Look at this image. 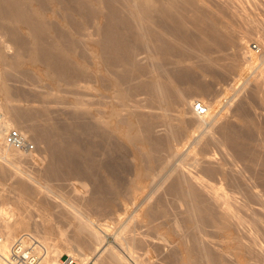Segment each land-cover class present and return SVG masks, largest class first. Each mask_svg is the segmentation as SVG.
<instances>
[{"label":"bare ground","instance_id":"bare-ground-1","mask_svg":"<svg viewBox=\"0 0 264 264\" xmlns=\"http://www.w3.org/2000/svg\"><path fill=\"white\" fill-rule=\"evenodd\" d=\"M245 3L264 8V0H0V27L11 35L6 39L7 31L0 32V156L11 164L25 156L43 161L36 149L6 143L5 133L14 126L43 145L48 159L32 173L7 169L0 161V178L15 177L9 187L0 181L4 192L5 187L15 192H8L14 197L3 192L14 199L13 207L0 204L3 253L18 233L34 230L50 248L53 263L68 254L79 264H158L151 248L158 246L160 252L164 243L175 241L172 253L162 256L167 263L229 264L232 258L235 264H264V124L249 110V98L239 93L242 100L236 104L234 98L233 115L240 122L226 116L219 126L223 109L213 112L214 101L202 96L195 99L209 111L197 113L190 107L196 100L189 97L210 91L219 77L235 75L242 57L254 68L237 87L243 90L253 80L252 95L264 103V18L239 13ZM237 18L252 24L248 30L238 22L243 36H238ZM256 27L263 35H257L259 53L245 32ZM230 47L229 60L216 56ZM193 52L205 61L189 63ZM26 65L54 89L44 92V99L66 102L59 92L74 90L77 96L69 105L62 103L69 109H54L47 99L39 106L20 103L27 93L10 80ZM214 144L232 153L235 148V157L226 159L229 152L215 161L217 151L209 152ZM54 180L70 181L74 194L61 192L66 185L56 187ZM52 192L65 203L59 204L65 210H55L65 217L59 215L60 222L72 218L70 234L53 221L60 217L53 216ZM42 193L39 204L33 202L40 205L39 219L32 201ZM124 202L135 205L127 217L119 209ZM113 218L122 220L117 228ZM132 221L149 230L133 232L138 225ZM209 230L213 239L206 237Z\"/></svg>","mask_w":264,"mask_h":264},{"label":"rangeland","instance_id":"rangeland-1","mask_svg":"<svg viewBox=\"0 0 264 264\" xmlns=\"http://www.w3.org/2000/svg\"><path fill=\"white\" fill-rule=\"evenodd\" d=\"M245 4H246V5L243 4V5H240V6H239V8H241V9L239 10V11H240L239 13L244 14L243 12H245V10H246L245 14H248V12H249V13H250L249 15H251V16H255V15H256L257 17H260V18L263 20V18H264V13H263V12H264V8H263L262 6H261V7H254V5L252 6V4H251V5L249 4V6L247 5V3H245ZM241 6H242V7H241ZM246 7L248 8V10L246 9ZM252 7H253V8H252ZM242 8H243V9H242ZM262 9H263V10H262ZM242 10H243V12H242ZM251 11H252V12H251ZM253 11H255V12H253ZM260 11H261V12H260ZM257 12H258V13H257ZM251 13H252V14H251ZM254 13H256V14L254 15ZM259 13H260V14H259ZM262 13H263V15H262ZM240 19H241L243 22H242ZM240 19L238 20V18H237V20H235V21H236L235 24H236V25H239V26H237V29H238V30L241 29V30L239 31L240 33L237 32V33H238V36H243V35H240L241 32L244 31L242 28L246 25V26H245L246 29L250 30L251 28L249 29L248 27H249V25L251 26L252 24H249V23H247V22L245 23L244 19H242V18H240ZM238 22H240V24L242 25V28H241V25H240ZM248 22H250V21H248ZM242 23H243V24H242ZM250 23H251V22H250ZM248 24H249V25H248ZM247 26H248V27H247ZM3 27H4V28H3ZM252 27H253V26H252ZM257 28H258V27H256V30H257V31H256V30H255V31L252 30V31H250V32L244 28V29L246 30L245 32H247L248 35H249V33H251L250 36H247L245 32L242 33V34L246 35L248 38L250 37L249 39H252V40L249 41V46H251V47L253 46V43H259V44H260V41H259V39H258L259 36H257V35H262V34L259 33L260 31H261V33H262V29H261V27H259L258 29H257ZM3 29H4V30H3ZM253 29H255V26L253 27ZM238 30H237V31H238ZM6 31H7V33L9 32V31L7 30V28H5V26H1V27H0V32L2 33L3 36H4V34L6 33ZM253 32H255V33L253 34ZM1 33H0V35H1ZM7 33H6L5 36H4L6 39H7L8 35H10V32H9L8 34H7ZM10 36H11V35H10ZM253 36H254V37H253ZM262 36H263V35H262ZM257 37H258V38H257ZM9 38H10V37H8V39H9ZM255 38H256L257 40H256ZM259 46H260V45H259ZM233 50H234V49H233L232 47H230V48H226V49L223 50V51H218V52H216L215 54H216V56H224L227 60H229L230 57H232ZM11 51H14V50H12V49L9 50V53H13V52H11ZM253 53H254V52H253ZM144 54H145V53H144ZM144 54H141V57H142V56L144 57V56H145ZM215 54H214V55H215ZM193 55H194V56H193ZM198 55H199V54H198ZM190 56H191V55H190ZM190 56H189V60H190V61L188 60V62H189V63H192V64H194V65H196V64H202V63L205 61V60H203L202 57H200V56L195 57V56H197V53L195 54V52H193V54H192L193 57L190 58ZM242 59H243V58L240 57V59H239V61H240V62H239V65H238L237 69L233 72V73H235V75L233 74V76H231V75H232V74H231V75H230L231 77L227 76L228 78H224V77H219V78H217L216 81L213 82V87H212V89H211L210 91L208 90V91H206V92H204V93H203V92H202V93H201V92H192V93L189 92V93H191V94L189 95V97L192 98V99H194V100H196L195 98H197V97H202V96H203V97H204L205 99H207L208 101H214V109H213V112H218V110H219L220 108L223 109V110L220 109V110H221V115H222L223 117L221 116V117L219 118L221 121H218V124H216V125H218V126H219V124H222L223 119H225L224 121L227 120V119L225 118L226 116H229V118L231 119V121H234L235 123H236V122H240V121H238V118H237L235 115H233V114H234L233 112H235V109H236V108H234V107L237 106V105L235 106L236 101H237V100H239V101L242 100V99H240V98H243V97H244V100H245L246 98H247V99L249 98L250 100L252 99V100H251L252 102L248 99V104H249V106H250L249 110L253 109V111H252V110H251V111L253 112V114L256 115V116H255V118L257 119L256 121L261 122L262 125L264 124V123H262V122H264V107H263L264 103H263V101L260 100L258 97H255L254 95H252V88H251V87H253L252 85H254V83H253L254 81L252 80V82H248V83H247V84H249V85L251 84V86H249V85L246 84V85L243 86V87H244L243 90H242V87H241L240 90L238 89L240 83H241L243 80H245V78H247L248 76H250V73L253 72V68H254V67H252V65L249 66L248 64H246V62L243 64V63H242V61H243ZM170 66H171V65H170ZM250 67H251V68H250ZM23 68H25L26 71H25V69H24V70L21 69V70H19V71H14L15 73H13V77H12L13 79L10 80V82L12 81L13 83H12V82H11V83H12L14 86H16V88H18V90H19V89H22L21 92H23V93L26 92V93H27V95L23 97V101H20V103H21L22 105L24 104L25 106H27L28 103H29V104H30V103H32V104L34 103L32 106H34L35 104H36V106H37V105L39 106V104H41L42 101L44 102L45 99H47V102H50L49 98H45V99H44V97H43L44 95L42 96V94L47 93V91H50V90L53 91V90H54V89H52L51 87H49V82H48V80L43 79L42 81H40V79H39V77H38L39 72H38V75H37V73L35 72V71H36L35 68L31 67L30 65H26V66L23 67ZM30 69L33 70V71L30 72ZM27 70H29V71H27ZM17 72H20V73H17ZM27 72H28V73H27ZM21 73H22V74H21ZM29 73H30V74H29ZM34 73H35V74H34ZM236 73H237V74H236ZM33 74L36 75V76H33ZM25 75H26V76H25ZM31 75H32V76H31ZM15 76H16V77H15ZM21 76H22V77H21ZM23 76H24V77H23ZM20 77H21V78H20ZM210 77H211V76L208 75V76H207V79H210ZM16 78H17V80H16ZM22 78H23L24 80H23ZM37 78H38V79H37ZM21 79H22L23 81H22ZM20 80H21L22 82H21ZM37 80H38V81H37ZM35 81H36V82H35ZM14 82H15V83H14ZM37 82H38V83H37ZM43 82H47V83L44 84ZM238 82H239V83H238ZM35 83H36V84H35ZM38 84H39V85H38ZM47 84H48V85H47ZM20 85H22V86H20ZM36 85H37V86H36ZM231 85H232V87H233L234 89H232ZM17 86H18V87H17ZM50 86H51V85H50ZM237 86H238V87H237ZM247 86H249L250 88L247 87ZM262 86L264 87V84L261 85V90H262V91H261V90H260V91H261V92H264V88H263ZM20 87H21V88H20ZM48 87H49V88H48ZM235 88L238 89V91H237ZM25 89H26V90H25ZM27 89H28V90H27ZM65 89H66V88L62 89V90H61L62 92H59V94H60V95L63 94L62 96L65 95L64 97H66L65 99H67V101L72 100V99H74L75 96H77V94L74 92L73 89H72L73 91L70 90V89H66V90H67V91H66ZM247 89H248V90H247ZM23 90H24V91H23ZM40 90H41V91H40ZM63 90H64V91H63ZM235 90H236V91H235ZM249 90H250V91H249ZM19 91H20V90H19ZM35 91H37L38 93L35 92ZM69 91H70V92H69ZM34 92H35V93H34ZM44 92H45V93H44ZM67 92H68V93H67ZM72 92H74V93H72ZM84 92H85V91H84ZM243 92H244V93H243ZM246 92H247V93H246ZM248 92H249L251 95H250ZM236 93H237V94H238V93L241 94V96H240V95H237ZM34 94H35V95H34ZM69 94H70V95H69ZM233 94H234V95H233ZM263 94H264V93H263ZM32 95H33V96H32ZM36 95H37V96H36ZM39 95H40L41 98L39 97ZM242 95H243V96H242ZM142 96H144V95H142ZM232 96H233V97H232ZM234 96H235V97H234ZM236 96H237V97H236ZM239 96H240V98H239ZM245 96H246V97H245ZM250 96H251L252 98H251ZM26 97H27L28 100L26 99ZM33 97H34V98H33ZM36 97H37V98H36ZM42 97H43V98H42ZM86 97L88 98V95H85V97H84L85 100L87 101L88 99H87ZM218 97H219V98H218ZM230 97H231V101H227V100H230ZM254 97H255V98H254ZM38 98H39V99H38ZM211 98H213V99H211ZM234 98H236V99H235L236 101L234 100ZM43 99H44V100H43ZM247 99H246V100H247ZM254 99H255V101H254ZM17 100H18V102H19V100H22V98H21V99H17ZM25 100H26V102H25ZM30 100H32V101H30ZM34 100H35V101H34ZM257 100H258V101H257ZM67 101H66V102H67ZM218 101H219V102H218ZM226 101H227V102H226ZM234 101H235V102H234ZM239 101H237L236 104H238ZM18 102L16 101V103H18ZM45 102H46V101H45ZM45 102H44L43 104H46ZM60 102H61V101H60ZM63 102H64V101H63ZM63 102H61V103H59V102H56V103H55V102H50V103H52V106H53L54 109H56V108H57V109H60V108H61V109H63V108H66V109L68 108V109H69V106H68V107H65V106L69 105V103L64 102V103H66V104H65V106H63V105H64ZM194 102H195V101H194ZM225 102H226V103H225ZM240 102H241V101H240ZM249 102H250V103H249ZM255 102L257 103V105L255 104ZM50 103H48V105H49ZM62 103H63V105H62ZM224 103H225V104H224ZM228 103H229V104H228ZM251 103H252V104H251ZM253 103H254V104H253ZM261 103H262V104H261ZM18 104H19V103H18ZM216 104H217V105H216ZM223 104H224V105H223ZM230 104H232V106H229ZM250 104H251V105H250ZM24 105H23V106H24ZM50 105H51V104H50ZM54 105H55V107H54ZM60 105H62L63 107H62V106L60 107ZM215 105H216V106H215ZM225 105H226V107H225ZM253 105H254V106H253ZM222 106H223V107H222ZM251 106H253L254 108H253V107L251 108ZM256 106H257V107H256ZM59 107H60V108H59ZM190 107L194 109V103H192V104L190 105ZM190 107H189V109H190ZM230 107H231V109H233L234 111L231 110ZM232 107H233V108H232ZM262 107H263V108H262ZM70 108H71V106H70ZM261 108H262V110H260ZM146 109H147V108H146ZM226 109H227V110H226ZM63 110H65V109H63ZM148 110H149V108H148ZM155 111H156V110H155ZM227 111H228V113H227ZM229 111H230V112L232 111V112L230 113ZM262 111H263V112H262ZM252 112H251V113H252ZM174 113H175V112H174ZM229 113H230V114H229ZM259 113H260V114H259ZM231 114H232V116H231ZM253 114H252V115H253ZM192 115H193V114H192ZM192 115H191V113H188L187 116H192ZM63 116H64V115H63ZM253 117H254V116H253ZM258 117H259V118H258ZM188 118H189V117H188ZM227 118H228V117H227ZM229 118H228V119H229ZM230 119H229V120H230ZM232 119H235V120H232ZM262 120H263V121H262ZM236 124H237V123H236ZM218 126H216V127H218ZM13 127H14V126H13ZM15 128H17V127H15ZM216 129H217V131H218L219 128H216ZM196 132L198 133L199 131H196ZM256 134H257V133H256ZM256 134H255V135H256ZM258 135H259V136H263V135L260 134V133H259ZM255 137H256V136H255ZM257 137H258V136H257ZM259 138H261V137H258V141H257V139H255V138H254V139H255L257 142H259V141H261V139H262V138H261V139L259 140ZM31 139H32V138H31ZM254 139H253V140H254ZM32 140H33V139H32ZM33 142H34V141H33ZM227 143H230V142H227ZM35 144H36V145H35ZM230 144L233 145L232 143H230ZM34 145L36 146V148H34V149H36V152H38L40 156H43V158H42L43 161H42L40 158L33 159V160H34V161H33L32 158H31V159H28L29 157H26V156H25L26 160H25V159L21 160V163H20V162H19V163L17 162V163H14V164H13V162H12V164H11V162H9L10 160L7 161V158H4V156H0V161H1V163H2V162H3L2 164L6 163V164H5V165H6L5 167H7V169H9V168L12 166V167H11L12 169H15L16 167H18V168L20 167V169L23 168V170H25V171H27V172H28V170H29V172H30L32 169H33L34 171L42 170L43 167H40V166H41V165H47V163L44 164V162H46V160L48 161V159H47L46 157H45L46 159H44V155H43V153L46 154V152H45V150H44L45 148L43 147V145H41V144H37L36 142L34 143ZM39 145H41V147H40ZM216 145L218 146L219 144H214V145H213L214 147H211L210 150H209V152H210V151H211V152L213 151L212 153H214L215 150L217 151L216 156L219 157V159H218L217 157H215V161L222 160V159H224V158H226V157H227L226 159L230 158L231 156H232L231 158L235 157V156H233V153H234L235 148L233 147L234 150L232 149V150H233V153H232L231 149L229 148L231 145H229V147H228L229 149H226V150H230V151H228L227 153L224 152V151H226V150L223 151V148L225 149V148H227V147H225L224 145H222V146H224V147L222 148V147L219 145V146L216 148ZM225 145H226V144H225ZM227 145H228V144H227ZM42 147H43V149H42ZM231 147H232V146H231ZM219 148L221 149V152H220V149H219ZM40 149H41V150H40ZM213 149H214V150H213ZM39 151H40V152H39ZM219 152H220V154H219ZM223 152H224L225 154H223ZM229 152H231L232 155H230ZM235 152H236V150H235ZM222 154H223V155H222ZM227 154H229V156H228ZM218 155H219V156H218ZM225 155H227V156L225 157ZM235 155H236V154H235ZM45 156H47V154H46ZM1 157H2V158H1ZM220 157H222V158H220ZM23 158H24V157H23ZM27 160H28V162H26ZM44 160H45V161H44ZM29 162H30V163H29ZM36 163H38V164H36ZM42 163H43V164H42ZM19 164H20V166H19ZM33 164H34V165H33ZM25 165H26V166H25ZM30 165H33L34 167L31 166V168H30ZM38 165H40V166L38 167ZM27 166H28L29 168H28ZM8 167H9V168H8ZM25 167H26V168H25ZM36 167H37V168H36ZM12 169H10V170H12ZM27 169H28V170H27ZM37 169H39V170H37ZM33 170L31 171V173L34 172ZM29 172H28V173H29ZM36 173H37V172H36ZM7 175H9L8 177H11V176H12V178L15 179L14 174H10V173H9V174H7ZM10 175H11V176H10ZM5 176H6V175H5ZM5 176H4V177H5ZM4 177H3V178H4ZM3 178H2V179L0 178V179H1L0 181H2ZM12 178H9L10 180L7 178L8 181H6V182L3 180V181L7 184V185L5 184V186H8V187L10 186L11 183H9V181L13 180ZM16 178H17V176H16ZM4 179H5V178H4ZM13 181H15V180H13ZM54 181H55L56 183H59L61 180H60V181H59V180H58V181L54 180ZM61 182H62V181H61ZM61 182H60V183H61ZM69 182H70V181H69ZM69 182L66 181V182L63 183V185H62V183H61V185H62L61 188H63L64 185H66V187L68 188V186H69V184H70ZM52 183H53V185H55L56 187H57V185H58V186L60 185V183H59V184H54V182H52ZM65 183H68V185L65 184ZM0 185H1V184H0ZM2 185H4V184H2ZM2 185H1V188H0V194H1V195H0V198H1V199H0V204L3 202L2 205H3L4 207H8V205H10V207H13L14 205H12V204H14V203H13V202H14V199H11V198L14 197V195L11 194L12 197H10V198H8V196H7V199H8L9 201L5 198V196L7 195L6 192H7V193H8V192H11L10 190H12V189H10V188H11V187H10L9 190H8V187H5V188H7V189H5L6 192H4V190H3V189H4V186H2ZM64 187H65V186H64ZM66 187L63 188V189H65L66 191L63 190V189H61V192L65 193V194L68 195V196H71L72 193H73V191H72L71 189H69V188H68V190H67ZM2 188H3V189H2ZM70 188H72L71 185H70ZM55 189H56V188H55ZM1 191H2V193H1ZM3 192H4L6 195L3 194ZM12 192H13V190H12ZM12 192H11V193H12ZM66 192H67V193H66ZM70 192H72V193L70 194ZM13 193L15 194V192H13ZM53 193H54V192H52V195H53V196H56V197H55V199H56V205H54V203H55V202H54L55 199H54V198L51 199V198H52L51 193L48 194V198H49V201H50V202L53 200V201H52L53 204L51 203V205L54 206V207H53V208H54V209H53L54 211L52 210V212H54V213H53V216H54V218H56V217H57L56 215H58V217L61 216L60 214H58V213H59V210H62V211L65 210V207H63V208L61 209V207H62L61 205H63V204L65 205V203L62 202L61 195H60V196L58 195L59 193H58V194L54 193V194H56V195H54ZM2 194H3L4 196H3ZM73 194H74V193H73ZM8 195H10V193H8ZM11 195H10V196H11ZM49 195H50V196H49ZM41 196L43 197V193L40 194V195L36 198V201H32V203L34 202V203H38V204H39L38 199H40ZM3 197H4V198H3ZM57 197L61 198V200H59V198L57 199ZM167 197H169V196H167ZM169 198H170V197H169ZM10 200L12 201L11 204H10ZM57 201H58V202H57ZM138 201H139V200H138ZM8 202H9V203H8ZM32 203H30V204H32ZM34 203H33L32 205H34V206L36 207L35 210H34V206H33V207L30 206V207H31V209L33 208L32 211L34 210V211H33V212H34V216H35V217L37 216V217L40 219L41 217L38 216V214L40 215V212H39V209H40L39 207H40V205H38V207H37V205L34 204ZM60 203H61V205H59ZM62 203H63V204H62ZM129 204H130V205H129ZM132 204H133V203H131V202H124L123 204H121V207H119L120 210L125 211V217H127L129 214H131V213H132L131 211H133V210L135 209V205H134V204L132 205ZM11 205H12V206H11ZM58 205H59V206H58ZM123 205H124V206H123ZM67 206H68V205H66V207H67ZM119 206H120V205H119ZM130 207H131L132 209H131ZM37 208H39V209H37ZM55 208H56V209H55ZM172 208H173V205H172ZM31 209H30V210H31ZM124 209H125V210H124ZM174 209H175V208H174ZM37 210H38V211H37ZM55 210H56L58 213H56ZM174 211H175V210H174ZM37 212H39V213H37ZM35 213H36V215H35ZM59 215H60V216H59ZM69 216H70V215H69ZM61 217H62V216H61ZM61 217H60V220H59V218H57V219H54L53 221H55V223L58 224V226H61V227H63V228H66V230H67L68 227L70 228V226L67 227V223H69V222L72 220V218L70 217L71 219H69V218L66 217V221H67V222L65 221V222H64L65 224H62L63 222L61 223L60 221H61L62 218H65V217H62V218H61ZM109 217L111 218V216H108V217L103 218V221L109 220ZM125 217H124V218H125ZM38 218H37V219H38ZM106 218H107V219H106ZM124 218H123V219H124ZM68 219H69L70 221H69ZM105 219H106V220H105ZM114 219H116V218H113V220H114ZM117 219H119V218H117ZM117 219L115 220V222H116V224H117V223H119V224H118L117 226H115L116 224H114V226H115L116 228H117V227L120 225V223L122 222V220H120V219L118 220V221H119V222H118ZM110 220H111V219H110ZM56 221H57V222H60V223H57ZM63 221H64V219H63ZM68 221H69V222H68ZM120 221H121V222H120ZM158 221H161V219H159ZM132 222L136 223L135 221H132ZM132 222H131V223H132ZM97 224H98V223H97ZM132 224H133V223H132ZM132 224H131V225H132ZM136 224H137V223H136ZM136 224H133L132 226L135 227ZM62 225H63V226H62ZM64 225H66V227H64ZM68 225H69V224H68ZM99 225H100V224H98L97 226L100 227L101 225H100V226H99ZM112 225H113V224H112ZM134 225H135V226H134ZM137 225H138V224H137ZM132 226H130V227L132 228ZM138 226H140V228H139ZM138 226L136 227L137 230H136L135 228H133V232H134V231L142 232V231L145 230V231L143 232V233H145V232L147 231L146 229H148V227L143 226V225H140V224H139ZM142 226H143V227H142ZM101 228H102V227H100V229H101ZM145 228H146V229H145ZM71 229H72V227H71ZM71 229H70V230H67V233L69 232L68 234L71 233V232H70ZM103 229H104V228H103ZM103 229H101V230H103ZM139 229H140L141 231H140ZM209 229H211V228H209ZM104 230H105V229H104ZM104 230H103V231H104ZM148 230H149V229H148ZM23 231H24V230H23ZM23 231L20 232V233H18L17 236H18L19 234H21V233L29 232V231H27V230H25L24 232H23ZM105 231H106V230H105ZM151 231H152V230H151ZM30 232H33V233L36 232V233H37V231H34V230H33V231H30ZM114 232H115V229H114V231L111 230L110 234H109V232H108V235H109L110 238H113V236H111V233H114ZM139 232H138V233H139ZM210 232H211V231L209 230V233H210ZM131 233H132V232H131ZM154 233H155V232H154ZM154 233H153L152 235H154ZM212 234H213V236H214V233H212ZM53 235H54V234H53ZM112 235H113V234H112ZM155 235H156V233H155ZM244 235L246 236V237L244 236L245 239H247V236H248V235H246V234H244ZM55 236H56V234H55ZM206 237H210V239H213L211 233H210L208 236H206ZM57 238H59V237L57 236ZM214 238L216 239V237H214ZM248 238H249V236H248ZM156 241H158V240H156V239L153 240L154 243H159V241H158V242H156ZM174 243H175V241H174V242H171V243L169 242V243H166V244L164 243V245H166V246L162 247V250H163V248H165V249L167 248L166 251H165V249H164L163 251H160L161 249H160V247H159V249H160L159 251H160V252H158V249H157L158 246H155V247H157L156 249H155V247H153L154 249L151 248V250H152V254H153V256H152L153 260H154V261L156 260L155 262L158 263V264H173V263H167L168 261L165 260L164 258L167 257V254H169V252L172 253V250H173V248H174V247H173V244H174ZM263 243H264V242H263ZM168 244H169V245H168ZM171 245H172V246H171ZM169 246H170V248H169ZM174 246H175V244H174ZM154 250H156L158 253H157L156 251L154 252ZM162 252H164V254H163ZM165 252H166V254H165ZM159 253H161V254H159ZM171 253H170V254H171ZM157 254H159V255H157ZM170 254H169V255H170ZM162 256H165V257L163 258ZM229 257H230V256H228V258H229ZM159 258H160V259H159ZM228 258H227V259H228ZM230 259L232 260V258H230ZM230 259H229V260H230ZM162 260L165 261V262H163ZM231 260L229 261V264H231L233 261H234L233 263L235 264V262H236L235 259H233L232 261H231ZM157 261H158V262H157ZM166 261H167V262H166ZM227 261H228V260H227ZM90 262L93 263L92 261H90ZM160 262H162V263H160ZM233 263H232V264H233Z\"/></svg>","mask_w":264,"mask_h":264},{"label":"built area","instance_id":"built-area-1","mask_svg":"<svg viewBox=\"0 0 264 264\" xmlns=\"http://www.w3.org/2000/svg\"><path fill=\"white\" fill-rule=\"evenodd\" d=\"M252 49L258 53L261 51L258 43H253ZM194 109L200 114L209 111L208 105L200 99L195 101ZM5 141L20 149L33 150L35 148L34 143L15 127L6 131ZM3 239L0 234V245ZM52 257L50 248L33 232H24L16 236L7 253L0 250V264H79L72 255L67 254L57 263H53ZM88 264L94 263L89 262Z\"/></svg>","mask_w":264,"mask_h":264}]
</instances>
